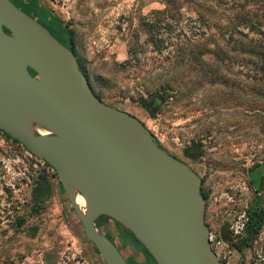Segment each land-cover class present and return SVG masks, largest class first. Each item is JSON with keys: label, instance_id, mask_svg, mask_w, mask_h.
Masks as SVG:
<instances>
[{"label": "rangeland", "instance_id": "rangeland-1", "mask_svg": "<svg viewBox=\"0 0 264 264\" xmlns=\"http://www.w3.org/2000/svg\"><path fill=\"white\" fill-rule=\"evenodd\" d=\"M257 1L180 0L171 16L160 12L161 0H38L71 30L77 57L102 100L136 115L162 148L203 179L211 244L227 264H264V223L251 246L241 243L246 212L264 211V69L235 49L229 30L221 28L239 4L252 9ZM145 21L155 26L152 38ZM238 29L247 38H264ZM218 45L229 53L223 63L210 53L203 59L219 67L225 81L202 80L190 59ZM162 87L169 93L165 101ZM100 224L130 264H155L135 255L122 225ZM0 264H106L55 170L1 130Z\"/></svg>", "mask_w": 264, "mask_h": 264}, {"label": "water", "instance_id": "water-1", "mask_svg": "<svg viewBox=\"0 0 264 264\" xmlns=\"http://www.w3.org/2000/svg\"><path fill=\"white\" fill-rule=\"evenodd\" d=\"M0 130L55 170L106 264L130 263L100 215L157 264H227L211 244L199 174L136 115L98 98L70 48L12 0H0Z\"/></svg>", "mask_w": 264, "mask_h": 264}, {"label": "trees", "instance_id": "trees-1", "mask_svg": "<svg viewBox=\"0 0 264 264\" xmlns=\"http://www.w3.org/2000/svg\"><path fill=\"white\" fill-rule=\"evenodd\" d=\"M161 1L164 3V8L160 11L161 13H170V15L173 16L177 11H179V8H181L180 0H161ZM15 2H17L18 5ZM15 2L14 3L17 6H19L24 11L34 16L37 20H39L42 24H44L56 38H58L62 43H64L68 48H70V50L75 54L77 61L79 63V67L85 73L87 80L90 86L92 87L93 91L95 92L98 98L102 99L101 92L96 91L92 83V80L89 77L88 72L86 71L84 65L81 63V61L77 57L74 39H73L71 30H69L67 26H65V24L62 23V21L56 19L47 10L42 8L40 4L38 3V0H28V2L26 3L24 0L22 1L15 0ZM256 3H257L256 8H252V9L247 8L245 2L239 4V8L235 10L233 13H231L232 15L228 18L227 20L228 22L226 26H223L221 28L223 30V34L224 32L226 33L229 30L228 40L233 41L235 43V46H234L235 49L240 48L241 50L247 52L248 55L250 56L249 58L251 59V63L261 62L260 69L263 70L264 69V41H263L264 38L258 39V38H255L254 36L247 38V35L243 34V32L238 29L239 26H242L253 34H260L264 36V0H258ZM142 24L146 25V28L144 29H147V30H144V31L149 35L150 38H152V31L155 28L153 22L145 21ZM235 32L239 36H234ZM240 35L244 36L245 38L240 37ZM131 51H132V48H129V53ZM207 53L213 54L219 63H223L225 58L229 56L228 51L225 50L223 47H220L219 45L213 48H210L207 46H204V48H201L200 53L196 54L192 59H190V61L197 62L196 64H198L197 66L200 69V79L202 80L208 79V81H211V82H220V81L224 82L225 79H224L223 74H221L220 72V68L218 67L216 69H213V66H211V63L203 59V55ZM168 97H169V93L166 91L165 87H162V90L160 92V98L163 101H165L168 99ZM141 104L149 112V114L154 115L152 107L149 104V101L147 99H143ZM263 129H264V125H263ZM3 133L7 137L11 138L5 132ZM13 140L15 142H18L16 139H13ZM157 144L159 145L158 142ZM46 164L49 165L48 163ZM202 183H203V179H202ZM201 194L207 201V193L203 190L202 185H201ZM246 216H247V219L243 227V232L245 235H244V238L241 240V243H243L246 246H251L253 241L256 239L258 233L260 232L262 228V224L264 223V211L261 209L254 208L252 210H248L246 212ZM105 219L112 220L116 224H120V225L122 224L107 215H100L98 219L96 220V224L103 230V232L107 235V237L111 241L116 243L114 239L103 229L102 227L103 225L100 224V222L102 220L104 221ZM122 227L128 233L129 241L130 242L132 241L131 243H134L132 245L135 246L134 248L137 251L135 252V255H139V256L141 254L145 256L147 255L151 257V259L155 262V264H157L154 258L152 257V255L143 246V244L135 237V235L130 230L125 228L123 225ZM90 244L93 250L96 253H98L94 244L91 242Z\"/></svg>", "mask_w": 264, "mask_h": 264}, {"label": "bare ground", "instance_id": "bare-ground-1", "mask_svg": "<svg viewBox=\"0 0 264 264\" xmlns=\"http://www.w3.org/2000/svg\"><path fill=\"white\" fill-rule=\"evenodd\" d=\"M78 200H79L80 204L83 205V201L80 197L78 198Z\"/></svg>", "mask_w": 264, "mask_h": 264}, {"label": "flooded vegetation", "instance_id": "flooded-vegetation-1", "mask_svg": "<svg viewBox=\"0 0 264 264\" xmlns=\"http://www.w3.org/2000/svg\"><path fill=\"white\" fill-rule=\"evenodd\" d=\"M177 157V156H176ZM180 159V158H179ZM185 162V161H184Z\"/></svg>", "mask_w": 264, "mask_h": 264}, {"label": "crops", "instance_id": "crops-1", "mask_svg": "<svg viewBox=\"0 0 264 264\" xmlns=\"http://www.w3.org/2000/svg\"><path fill=\"white\" fill-rule=\"evenodd\" d=\"M117 244V243H116ZM118 246V245H117Z\"/></svg>", "mask_w": 264, "mask_h": 264}]
</instances>
